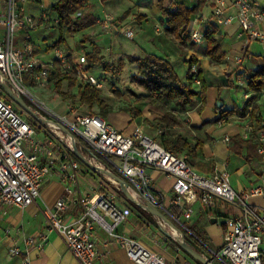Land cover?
<instances>
[{
    "label": "built area",
    "instance_id": "built-area-1",
    "mask_svg": "<svg viewBox=\"0 0 264 264\" xmlns=\"http://www.w3.org/2000/svg\"><path fill=\"white\" fill-rule=\"evenodd\" d=\"M32 1L34 0H0V208H24L34 203L40 195L43 179L53 169L62 179L69 181L72 187L67 189L66 195L53 208L45 210L44 225L46 229L58 232L67 249L80 264H94L97 258L93 237L95 225L112 236L136 264H193L188 259L171 256L163 250H152L139 239L117 231L118 225L133 210L134 204L126 196L117 194V198L126 204V207L120 208L115 203V193L98 191L89 195L80 194L75 189L76 175L83 171L82 163L72 156L74 147H77L96 166L104 168L106 166L103 160L110 161L124 176L125 187L135 203L147 212L149 206L158 208L166 214L168 220H179L172 213V208H176L187 221L193 217L197 203L205 209L207 217H210V211L220 199L235 206L237 213L228 215L223 222L220 248L212 250L209 256L202 254L223 264H264V251L261 247L264 207L258 209L249 202L252 196H264V159L258 180L237 191L232 187L227 171H216L210 175L198 172L184 156L164 147L146 134L140 125L135 124L127 133L115 128L98 113L71 108L62 115L44 102H38L31 88L24 85V78L29 76L41 83L40 78L46 79L47 69H51L52 64L38 62L32 42H25L22 46L15 44L19 31L33 29L50 18V8L44 5L38 15L27 13L24 4ZM227 5L233 7L231 13L225 12ZM213 14L218 25L231 24L236 20L245 45L251 41H259L264 45V8L257 0H215ZM101 22L110 28L113 18L105 13ZM119 32L128 38L135 36L133 27L121 26ZM188 33L190 39L197 44L204 40L195 18L188 24ZM53 60L59 63L62 73L75 72L86 83L100 88L97 78L88 73L85 53L76 54L57 47ZM241 61V57L236 59L237 67L229 72V80L243 87L247 82L237 71L242 65ZM37 67L38 70L35 69ZM197 73L198 65L191 64L189 75L193 77L194 83L200 84ZM7 90L22 98L27 96L31 99L32 102L27 104L34 115L13 101ZM262 92L264 91H245L243 98L249 101ZM14 103L19 109L14 107ZM241 120L244 123L239 135L244 139L255 135L257 152L264 156V127H256L249 114L241 117ZM223 139L228 141L229 135H225ZM113 158H117L119 163L113 162ZM106 168L113 170L109 166ZM146 168L159 170L174 179L172 193L166 200L155 190ZM103 175L116 188L121 189L116 178L109 177L106 173ZM70 202H78L82 208L74 220L67 222L64 211ZM152 216L160 233L175 237L177 241L181 240L183 233L175 226L155 214ZM181 224L190 232L184 222ZM171 230H175L177 234L174 235ZM6 232L8 233V229ZM46 238L44 231H41L27 236L26 242L42 248ZM9 253L21 255L16 242L9 246ZM20 264H30L29 258L24 255Z\"/></svg>",
    "mask_w": 264,
    "mask_h": 264
},
{
    "label": "crops",
    "instance_id": "crops-1",
    "mask_svg": "<svg viewBox=\"0 0 264 264\" xmlns=\"http://www.w3.org/2000/svg\"><path fill=\"white\" fill-rule=\"evenodd\" d=\"M257 1L264 8V0ZM159 2H162L164 6H170L172 9H175L180 3L190 8L197 6L193 13V18L197 20V27L202 32H204L209 22H215L213 14L215 0H85L82 11L91 12L97 17V22L92 26L75 34H69L61 28L63 36L62 41L51 46L60 34L58 16L52 11V15H50L48 21L33 29H22V31H19L15 38V44L22 46L25 42H32L38 62L48 65L46 63L54 59V50L57 47H61L59 45H64L69 48V51L80 54L92 50V41L100 47V52L104 55L106 60L113 62L118 58H123L125 61L124 67L132 74L137 73L138 67L136 63H131L127 60V56L130 54L141 55L143 52H148L165 58L174 64L175 70L181 77H183V73L185 72L186 74L187 71L186 60L194 56L198 60L199 69L201 70V82L205 86L203 93L204 97L200 94L201 83L195 84L193 82V88L199 93L194 97V102L185 109L177 106L180 111L175 112V115L180 119L181 123L180 125L169 128V131L171 130L181 134L191 143L195 142L196 134H199L203 138H209L202 148L198 149L197 155L191 157L192 162H190V164L198 172L205 175H210L221 170L227 171L229 176L232 177V179H230L232 187L240 191L243 187L251 185L258 180L264 156L263 154H257L251 151L252 157L250 160H247L245 157L230 151L228 148L229 140L225 141L223 138L225 135H229V138L239 135L242 124L244 123L241 117H245L249 114L254 103L258 106L256 117L251 118L250 115L249 117L256 127H264V92L255 96L250 102L245 101L243 93L245 91H250L248 86L246 89L245 87L233 84L229 80V72L237 67L236 59L240 57L242 58V65L237 71H242L244 75L262 65L264 62V45L259 41L257 43L251 41L248 45H245L239 23L233 20L231 24L218 25L219 32L222 35V47L225 50V55L219 62H211L205 54V39L200 44L195 43L190 38V43L189 41L180 42L173 34L165 29V25L162 24L160 20L161 13L158 5ZM39 5L40 9L38 13L42 10L41 6H43L41 4ZM232 11L233 7L227 5L225 12L231 13ZM26 12L34 14L32 10H26ZM105 13L113 18V23L110 28L105 27L101 22V17H103ZM54 15L55 21L52 19ZM121 26L133 27L135 36L133 38L124 36L119 32V27ZM76 34L80 35L79 38L74 36ZM83 34L89 36L90 41L85 42L83 45L84 47L76 49L75 47H77L78 43L76 45L74 43L79 41ZM49 46H51V48ZM258 47L260 48L258 49ZM55 61L56 60H54V62ZM181 61L183 62V66H185L183 72L178 71V65ZM95 67L90 69L89 72L96 70ZM238 87L241 88L239 89L242 92V96L240 95V97H238L233 90V88ZM233 97H238L237 100L240 98L239 105L236 104V99ZM218 101L222 102L220 107H222L223 110H232V113L227 116H222L221 119L216 122H212L210 120L221 115V110H219V106H217ZM82 106H84V108L86 107L85 104ZM83 110L88 111L87 109ZM143 115L147 116L145 113ZM143 115L141 118L144 117ZM154 116L158 117L159 115L156 114ZM137 123L138 119L134 120L121 115V118L116 119V122L113 121L112 124H114L113 126L118 130L129 133L132 127ZM199 125V128H195ZM73 154L72 156L74 157ZM179 155L187 158L185 152H181ZM74 158L77 159L76 157ZM77 160H79V158ZM113 162L119 163V160L113 158ZM103 164L106 167H111V169H113L111 171L113 172H115V170L118 171L108 160H103ZM82 166L83 171L77 173L75 185V189L78 190L80 194L91 195L98 191L115 193V203L120 208L126 207V204L117 198V194L126 196L122 189L116 188L106 176H103V173L90 169L84 163H82ZM146 172L150 175L155 190L159 192V196L164 197L166 200L167 196L172 193L174 179L153 168H146ZM118 175L124 178L120 172ZM71 187L72 184L69 181L62 179L60 175L52 169L43 179L40 187V195L34 203L24 208L15 206H4L0 208V264H20L21 258L24 255L29 258L30 264H80L67 249L58 232L46 229L44 225L45 210L53 208L55 203L64 197L67 189ZM131 202L134 204L132 213L125 221L118 225L117 231L139 239L152 250H163L171 256L183 258L180 255L182 247L179 245L176 238L170 235L164 236L160 233L157 222L152 214L141 208L135 202ZM249 202L256 208L261 209L264 207V196H252L249 198ZM81 208L78 202L68 203L64 211V219L67 222L74 220ZM237 211L235 206L220 199L215 208L210 211V217H207L205 209L197 203L195 204V213L191 219L186 221L179 216V220L184 222L187 227L191 224H195V226L203 230H207L208 228H220L223 231V222L225 218L228 215L236 214ZM212 218H216L215 222L211 221ZM179 220H170V222L174 224L181 233L186 231L185 233H188L189 236L191 235L197 238L190 229L191 233L187 231ZM153 224H156L155 227ZM7 229L8 233L6 232ZM41 231H44L47 236L42 248L36 247L35 244H27V236L31 234L34 235ZM93 237L97 248V258L94 264H136L127 256L124 248L115 242L113 237L100 226L95 225ZM13 242H16L21 249L20 256L11 255L9 253V246ZM191 242L192 244H190L194 248L193 243L195 242H193L192 239ZM261 247L264 251V235L262 237Z\"/></svg>",
    "mask_w": 264,
    "mask_h": 264
},
{
    "label": "trees",
    "instance_id": "trees-1",
    "mask_svg": "<svg viewBox=\"0 0 264 264\" xmlns=\"http://www.w3.org/2000/svg\"><path fill=\"white\" fill-rule=\"evenodd\" d=\"M35 1L38 2L39 0ZM84 2L85 0H56L51 4L50 10L57 14L60 25V34L51 46L62 41V29L69 34H75L97 22V17L94 14L82 11ZM158 5L161 13L160 20L162 24L165 25V29L173 34L178 41L186 42V40L190 38L188 24L192 19L197 6L190 8L180 3L175 9H172L170 6H164L162 2H159ZM203 36L206 40L205 54L209 58V61L219 62L224 57L225 50L222 47V35L219 32L218 24L216 22H209L203 32ZM87 41H90L89 36L83 34L81 39L77 42V47H84L83 45ZM91 44L92 50L85 53L88 70L100 65L105 71L110 72L112 75H118L121 73L125 65L123 58H118L116 63L110 62L101 54L100 47L96 43L91 41ZM127 60L131 63H136L138 67L137 73L130 76L131 81L143 86L147 90L145 96L149 102L153 104L162 107L163 104L161 99H171L178 107L185 109L194 102V97L199 93L193 88V77L189 75L191 64L196 63L198 65L197 76L202 81L198 60L194 56H191L186 60L188 68L184 78L177 73L172 62L153 53L143 52L141 55L130 54L127 56ZM238 73L245 78L250 91H264V62L255 70L249 71L246 75L240 70ZM62 75L67 79L70 88H73L76 85L77 75L75 72L69 71L62 73ZM201 85L200 94L204 97L203 93L205 86L202 82ZM59 86L60 83L57 82L55 85L57 91ZM78 93L79 101L82 104L89 105V107H92L94 104L102 106L104 102L102 89L97 88L90 83H82L78 87ZM252 99L253 97L248 102L252 101ZM167 109H165L162 116H160L159 124L166 127V129L180 125V119L173 114L170 109ZM219 110H221V115L210 121L216 122L221 119L222 116H227L232 113V110H223L222 107H219ZM257 111L258 106L254 103L249 112L250 117L255 118ZM135 112L137 116L141 113L140 110H136ZM199 127L200 125L195 128ZM208 140L209 138H203L199 134H196L195 142L191 143L181 134L169 132L168 136L162 139L164 144L162 145L167 149H171L176 154L185 152L187 156L194 157L197 155L198 149H201L204 143ZM228 148L230 151L245 157L247 160H250L252 157V152L258 154L255 135L245 139L240 135L232 136L229 138ZM93 153L98 155L95 152ZM73 155L76 157L75 154ZM115 172L119 174L118 171L115 170ZM172 213H175L177 217L180 216L176 208H172ZM188 228L196 237L203 238L204 230L202 228L195 226V224L189 225ZM185 232L186 231H183L186 241L191 244V239L193 242H197L196 238L191 235L189 236L188 233ZM214 262L217 263V260L214 259Z\"/></svg>",
    "mask_w": 264,
    "mask_h": 264
},
{
    "label": "rangeland",
    "instance_id": "rangeland-1",
    "mask_svg": "<svg viewBox=\"0 0 264 264\" xmlns=\"http://www.w3.org/2000/svg\"><path fill=\"white\" fill-rule=\"evenodd\" d=\"M53 1L55 2L56 0H39L38 2L34 0L32 2H27L24 5L27 11L32 10L34 12V15H38V11L40 9L39 4L50 8L51 4L54 3ZM49 12L50 15H52L51 14L52 11L49 10ZM52 19L55 21V15ZM74 36H77V38H79L80 35L76 34ZM186 41H189V43L191 42L189 39ZM77 42L74 44L76 45ZM253 42L257 43L258 41H253ZM59 46H61V49L65 51H69L68 47L64 45H59ZM49 47L51 48V46ZM75 48L80 49L78 47ZM259 48L260 47H258V49ZM117 60L113 61V63H116ZM46 64L48 65L52 64V68L47 69L48 75L46 79L40 78L41 81L40 83L35 81L31 77L27 76L24 78V85L29 86L31 88L30 90L38 102H44L52 110H54L59 114L64 115L68 113L71 108H74L75 110L81 112L92 111L94 113H98L104 118H106L107 121L111 124L113 123V121L116 122V119L121 118V115L127 116V118L134 120L138 119L137 124H140L143 127L144 132L149 136L153 137L156 141L163 144L162 139L164 137H167L171 130L169 131V129H166V127H163L159 124L160 116H162L164 110L167 108L170 109V111L173 114H175V112L180 111V109H178L177 105L174 103L173 100L161 99V102L163 104L162 107L149 102V100L145 96L147 94V91L139 84H136L131 81L130 76L132 75V73H130V71L127 70L125 67L124 69H122L121 73L114 76L111 73L104 71L103 67L100 65H97L95 67L96 70H93L88 73L93 74L97 78L100 85L99 87L102 89V96L104 102L102 106H98L94 104L92 107H89V105L85 104L86 107L84 108V106H82L83 104L79 101L77 97L78 87L82 83H85L84 79L77 77L76 85L73 88H70L68 86L67 79H65V77L62 75V72L60 71L59 63L56 61L54 62V60L52 59V61H48ZM184 67L185 66H183V62L182 61L179 62L178 71L183 72ZM35 69L38 70L39 67ZM54 69L56 71H54ZM183 75L184 78L186 75L185 72L183 73ZM57 82L60 83L58 91L55 88ZM243 87L246 88L247 85ZM239 88L240 87L233 88L234 92H236V95H238V97H240V95L242 96V92L240 90L241 88L240 89ZM238 97L236 98L233 97L234 99H236L237 105H239L240 103V98L237 100ZM23 99L26 103L32 102V100L29 99L27 96H23ZM7 100H9L8 97ZM14 107L19 109V107L15 103H14ZM83 109H87L88 111H84ZM136 110H140L141 112L140 115L137 116L135 114ZM144 113L147 114V116L143 115ZM156 114L159 116L155 117L154 115ZM142 115L144 117L141 118ZM171 132L173 133V131ZM186 157L189 162H192L191 157L187 155ZM230 179H232V177H230ZM222 237L223 234L220 228H208L207 230L206 229L204 230L203 238H199V237L196 238L197 242L194 243L193 246L196 249V251L200 253H204L205 255L209 256L212 253V250H218L219 246L222 243ZM180 255L183 258L190 260L193 264H201L184 249L180 251ZM217 263L223 264L219 261H217Z\"/></svg>",
    "mask_w": 264,
    "mask_h": 264
},
{
    "label": "water",
    "instance_id": "water-1",
    "mask_svg": "<svg viewBox=\"0 0 264 264\" xmlns=\"http://www.w3.org/2000/svg\"><path fill=\"white\" fill-rule=\"evenodd\" d=\"M9 95L11 96L12 100L15 101L19 106H21L24 110H26L27 112L33 114V111L29 108L28 104L24 101V99L21 96L12 94L10 90H7ZM222 102L218 101L217 102V106H221ZM65 131H67L64 128ZM74 154L76 155L77 158H79V160L84 163L85 165H87L90 169L97 171V172H101V173H106L114 178H116L120 184H121V189L123 190L124 194L127 196L128 199H130L131 201L135 202V200L131 197V195L129 194V192L127 191L126 187H125V179L122 178L120 175L116 174L115 172L103 168V167H99L96 166L94 164H92L91 162H89L87 160V158L82 154V152L77 148L74 147ZM149 212H151L152 214H155L161 218H163L164 220H166L167 222H169L170 224H172L170 222V220L167 219V217L156 207L154 206H149L148 207ZM216 218H212V222H215ZM174 226V224H172ZM177 228V227H176ZM179 245L182 247V249H184L186 252H188L194 259H196L197 261H199L201 264H217L216 262H214L212 260V258H207L205 255H203L202 253L196 251L195 248L192 247V245L185 240L184 234L182 235L181 240H178Z\"/></svg>",
    "mask_w": 264,
    "mask_h": 264
},
{
    "label": "bare ground",
    "instance_id": "bare-ground-1",
    "mask_svg": "<svg viewBox=\"0 0 264 264\" xmlns=\"http://www.w3.org/2000/svg\"><path fill=\"white\" fill-rule=\"evenodd\" d=\"M171 232H173V234H174V235H176V234H177V232H176L175 230H171Z\"/></svg>",
    "mask_w": 264,
    "mask_h": 264
}]
</instances>
